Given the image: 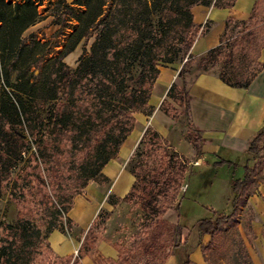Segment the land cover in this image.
Here are the masks:
<instances>
[{
    "label": "trees",
    "instance_id": "obj_1",
    "mask_svg": "<svg viewBox=\"0 0 264 264\" xmlns=\"http://www.w3.org/2000/svg\"><path fill=\"white\" fill-rule=\"evenodd\" d=\"M232 3L233 0H73L68 4L65 0H48L47 7H52L51 15L56 24L63 25L69 20L77 21L71 34V44L65 48L63 56L72 51L82 38L87 39L95 35L90 51L81 55L76 67L72 69L61 61L60 56L50 58L44 63L47 52L37 54L36 49L44 48L45 43L39 41L33 32L23 36L25 30L44 19L39 10V6L43 4L42 0H0L2 82L9 85L10 74L18 71L17 77L23 78L26 84H30L29 80L33 78L31 86L46 84L47 81L56 82L58 85L67 84L72 95V104L68 106L70 111L67 115L59 114L56 120L65 127L71 126L76 132L72 140L73 150H78L79 144L88 148L80 161L68 164L63 171L61 180L71 187L68 194L61 193V186L58 184L55 190L57 204L42 203L41 219L45 220V227H40L32 218L25 216L17 217L14 224L0 227V264H31L34 260L49 264L45 262L47 255L42 258L34 257L37 248L43 240L47 241L48 235L54 229L64 228L62 217L72 207L73 198L82 192L90 180H106L102 168L116 157L120 145L133 130L134 114L152 113L153 106L149 104L150 92L161 66L175 62L182 64L179 70L181 84L179 86L173 82L170 85L166 96L172 102L164 99L160 109L175 120L183 116L187 125V137L197 154L200 153V134L190 121L189 85L186 86V77L192 72L189 66L195 57L190 53V49L197 37L198 27L193 20L192 8L211 4L229 7ZM81 7L83 9H79ZM263 7L264 0H255L249 16L242 21L247 29H253L264 21ZM236 20L228 17L224 31L230 22ZM224 34L225 32L220 37V44L200 57L198 69L207 71L220 61L223 62V67L231 66L234 52L244 39V32L236 35L228 46L229 50H226L227 45H223ZM263 46L264 43L261 48ZM32 66L39 67L36 75L30 70ZM263 66L264 61L260 68L245 80H239L233 71V80L223 71L219 77L229 86L245 88ZM45 68L49 71H46L44 76ZM16 87L23 91L21 87ZM79 90L81 96H75V92ZM8 112L5 102L0 99V131L3 132L4 138L1 142L5 143L4 147L0 148L4 152V156L0 155V180L8 177L9 169L17 165L21 157L20 152L30 149L24 142V135L18 134L13 127L14 122L9 120ZM26 122L29 136L34 137L36 127L31 124L28 116ZM57 122L55 121L53 126ZM263 127L251 138L247 149L248 156L255 159V162L252 165L245 163L242 176L230 181L231 211L227 214L214 211L212 217L201 218L196 222L200 235L210 237L202 246L204 255L205 249L211 247L217 235L226 231L236 221L240 209L246 204L249 188L264 165V153L260 154L264 150ZM44 130V133L49 134L55 132L45 127ZM139 145H144L148 150L144 155L139 154L138 166L144 169L143 176L137 174L135 167L132 172L136 180L130 191L122 198L112 197L119 201H129L136 197L142 186L141 209L146 213L147 220L153 223V228L146 227L140 240L132 246L114 243L118 252L116 260L98 254L92 255L96 264H139L144 256L151 254L150 252H154L157 257L154 264H161L182 246V225L179 222L169 224L161 219V216L167 209L179 208L181 194L177 198V187L183 179V171L189 160L174 152L165 155V162H156L154 154L159 153L162 156L169 147L168 142L151 128L144 131L137 147ZM12 158L13 162L10 161ZM161 163L164 164L163 167ZM46 170L50 172L51 179L56 176L55 168L47 167ZM151 185H154L153 189L150 188ZM65 222L69 225L68 219ZM158 226L167 227L164 245L169 240L171 243V250L163 254L154 250L158 244L151 246V243L156 241ZM99 238L100 233L94 232V227L91 226L71 264H78L84 255L91 254ZM181 252L178 264H195L190 260L187 248L183 247ZM49 253L51 254L50 249ZM70 259L57 258V264H70Z\"/></svg>",
    "mask_w": 264,
    "mask_h": 264
},
{
    "label": "rangeland",
    "instance_id": "obj_2",
    "mask_svg": "<svg viewBox=\"0 0 264 264\" xmlns=\"http://www.w3.org/2000/svg\"><path fill=\"white\" fill-rule=\"evenodd\" d=\"M42 1L43 4L39 6V10L44 19L25 30L23 36L33 32L39 41L45 43L44 48L36 49L37 54L47 52L44 63L50 58H59L60 56L62 57L61 61L73 69L76 67L79 57L90 51L95 35L87 39L82 38L72 51L63 56V51L71 44V34L77 21L69 20L63 25L56 24L53 21L54 17L51 15L52 7H49V9L47 7L48 0ZM52 1L54 2L55 0ZM65 1L68 4L73 2V0ZM73 6L76 7L75 5ZM44 8L47 9L44 10ZM79 9H83V7ZM246 19L237 18L236 21L230 22L228 28L224 31L225 34L222 39L223 45H227L226 50L230 49L228 46L232 44L236 35L244 32V39L238 50L234 52L231 66L223 67V62L220 61L207 71H215L218 75L223 71L225 75L229 76L230 80H233V71L239 80H245L253 71L260 68L263 61L262 50L264 46L262 48L261 46L264 43V21L253 29H247L245 24L242 23ZM209 27V21L205 22L201 27H197V35L200 31L206 32ZM201 56H195L190 63L189 68L193 72L186 77V86L190 84L194 71H203L197 67ZM179 64L181 63H173V65ZM30 70L36 75L39 72V67L32 66ZM46 71H49V69L45 68L43 71L44 76ZM1 74L2 68L0 66V99L5 102L9 110L8 118L14 122L13 127L16 132L24 135V142L30 146V149L20 152L21 157L17 161V165L9 169L8 177L0 180V227L6 224H14L17 217L25 216L32 218L36 224L43 228L46 225L45 220L41 219L44 203H47L45 205L57 204L55 190L58 184L61 186L60 192L65 195L68 194L71 187L67 185L68 183L66 184V181L61 180L64 174L63 171H65L64 169L68 164L80 161L86 155L88 148H85L83 144H79L77 147L79 149L73 150L74 142L72 140L76 132L71 126L65 127L56 120V116L58 117L59 114L67 115L70 111L68 106L72 104L70 102L72 95L69 93L70 90L67 84L58 85L56 82L47 81L46 84L38 83L31 86L33 78H30V84H26L23 78L17 77L18 71H13L10 74V83L8 85L4 81V83L2 82ZM174 83L180 86V78ZM16 86L21 87L23 91H19ZM79 94H81L80 90L75 92V96H81ZM26 116L31 119V124L36 127L34 137L29 136ZM55 121L57 124L53 126ZM44 127L49 130L54 128L55 132L53 134L44 133ZM2 136L3 132L0 131V148L5 145ZM1 139H3V142H1ZM17 143L19 145V142ZM9 145L12 146L11 143ZM147 151L144 145H139L132 153L131 160L128 161L131 170L136 167L135 171L140 176H143L144 169L138 166L140 163L139 154L142 153L144 155ZM169 153L174 154L172 150L167 148L162 156L159 153L154 154L156 162H159V160L165 162L164 157ZM263 153L264 150L260 154ZM2 154H4L3 149H0V155ZM42 154L44 155L43 157ZM159 157L162 158L159 159ZM10 161L13 162V158ZM246 162L252 165L255 159L248 156ZM161 165V167L164 166L163 163ZM221 166L219 163H213L209 170L206 169L201 172L193 171L190 162L185 166L182 175L183 179L177 187V198L181 194V200L176 211L179 214L182 226H191L198 219L212 217L214 211L224 214L231 211L230 181L241 177L242 171L236 172L235 167L229 168L226 166L225 172L229 170L226 178L220 173ZM47 167H53L56 170V176L52 179L49 177L50 172L46 170ZM186 183L189 187L187 191L186 189L183 191ZM216 185H220V187L216 188ZM141 187L140 189H142ZM153 187L154 185L150 186L151 189ZM140 189L136 197L126 202L119 201L109 195L108 201L113 205L114 210L108 212L101 209L98 212L92 224L94 232L100 233V237H102L103 232L107 230V234L113 239L114 243H119L126 247L137 243L146 227L149 229L153 228V223L147 220L146 213L141 209L142 190ZM168 211L171 210L167 209L161 219L169 224H174L165 218V214ZM61 221L65 223V216L62 217ZM187 228L191 232L189 237L196 239L198 243L204 240L201 246H204L209 241V235L205 237L200 235L198 230L195 229V225ZM156 231V241L151 243L153 247L158 244V247L154 250H157L156 252L160 254L171 250L170 240L165 244L166 246L163 243L168 233L167 227L158 226ZM183 236H187V230L182 229L180 238H183ZM41 243L34 257L42 258L47 255L45 262L57 264V258L52 253L48 254L47 241L43 240ZM150 253V255L144 256L139 264H154L157 257L154 252ZM204 259L206 264H264V165L251 184L246 204L240 209L236 221L226 231L217 235L211 247L205 249ZM31 264L41 263L34 260Z\"/></svg>",
    "mask_w": 264,
    "mask_h": 264
},
{
    "label": "crops",
    "instance_id": "obj_3",
    "mask_svg": "<svg viewBox=\"0 0 264 264\" xmlns=\"http://www.w3.org/2000/svg\"><path fill=\"white\" fill-rule=\"evenodd\" d=\"M254 2L255 0H233L229 7L213 4L194 6L192 8L194 23L201 27L209 21L210 27L206 32L197 35L190 53L201 56L217 46L224 32L226 19L247 18ZM262 56L264 61V48ZM181 65L159 67V74L152 85L149 98V104L153 106L152 113L134 114L133 130L120 145L116 157L102 168L106 180L102 182L90 180L82 192L73 198L72 207L65 215L69 225L65 222L63 229H54L48 235V246L55 258L70 257L71 264L98 212L101 209L108 212L114 210L108 201L109 195L122 198L130 191L136 178L128 161L147 128L158 132L168 142L170 150L186 157L192 164L193 171L209 170L213 163H219L222 165L220 173L226 178L229 171L225 172L226 166L235 167L236 172L241 170L243 173L250 140L264 126V66L245 88L229 86L215 71H194L189 84L188 100L191 124L200 134L201 151L197 154L187 137V126L183 116L175 120L160 109L164 99L172 102L166 93L170 85L179 79ZM186 185L187 191L189 185L187 183ZM218 187L220 185H216V188ZM169 210L171 211L165 214V218L174 224L180 223L178 212L174 209ZM196 222L197 220L193 224L195 229ZM193 225L182 226V229L187 230V236L181 238V244L184 249L187 248L191 261L195 264H206L201 246L204 240L198 243L196 239L189 237L191 232L187 227L191 228ZM111 239L107 230L104 231L102 237L96 241L92 253L84 255L78 264H96L92 258L94 254L116 260L118 252ZM182 246L173 251L161 264H178Z\"/></svg>",
    "mask_w": 264,
    "mask_h": 264
},
{
    "label": "built area",
    "instance_id": "obj_4",
    "mask_svg": "<svg viewBox=\"0 0 264 264\" xmlns=\"http://www.w3.org/2000/svg\"><path fill=\"white\" fill-rule=\"evenodd\" d=\"M186 186H187V185L185 184L184 187H183V191L186 189Z\"/></svg>",
    "mask_w": 264,
    "mask_h": 264
}]
</instances>
